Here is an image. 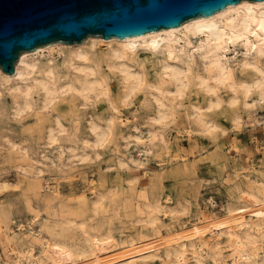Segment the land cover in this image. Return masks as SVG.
Segmentation results:
<instances>
[{
    "label": "bare ground",
    "instance_id": "1",
    "mask_svg": "<svg viewBox=\"0 0 264 264\" xmlns=\"http://www.w3.org/2000/svg\"><path fill=\"white\" fill-rule=\"evenodd\" d=\"M230 45L234 46L233 58L237 57V50L243 49V55L238 63L247 70L242 75L235 72L232 56L228 54L231 51ZM103 46L105 48H102ZM140 48H147L157 59L156 77L152 78L145 62L139 60ZM43 49H48L52 55L56 50L60 52L65 50L66 70L60 69L56 65L58 63L54 64L55 60L54 63L51 60L43 63L34 57L35 53ZM29 52L31 54H28ZM198 55L200 63L197 60ZM263 61L264 0H238L210 14L187 18L178 25L160 27L126 38H105L90 34L84 40L75 43L54 41L41 45L20 55L13 72L5 71L0 66V81L8 83L19 113L32 107L36 91L41 94L40 101L45 108L53 106L58 97L65 94L81 99L84 104L92 97L104 95L117 112L118 104L114 100L116 98L112 97L113 74L118 75L121 82V88L118 87L121 90L118 96L120 102L125 103L138 92L151 89L153 96H150L153 97L151 100L154 101L155 108L151 119L152 126L147 125L148 128L144 131L139 127L141 124H134L133 128L139 131V134H119L127 140V147L133 144L132 146L140 152L139 155L148 157L154 153L158 145H163L165 150L169 148L170 140L166 138L162 127H155V123L161 126L177 115L179 103L177 100L193 81L199 82L207 92V105L193 106L194 116L200 124L199 128L212 133L211 135L219 127L212 115V109L223 103L221 86L231 87L234 93L229 101L231 103L238 100L240 91L247 97L255 90L258 97L264 99ZM232 116L234 120L241 118L237 110ZM56 120L57 126L50 129L48 136L54 144L60 145L59 134L67 128L60 117ZM118 121V114H110L108 117L94 118L91 124L89 123L90 134L93 137L92 148L105 146L118 135ZM73 136L76 137L77 132H74ZM72 141L77 142L76 139ZM89 144L90 140L86 141L84 148L89 147ZM77 148L70 146L72 156L77 154L75 153L78 151ZM59 153L62 155L63 150ZM134 162L136 164L137 161ZM143 164L140 162L137 165L140 167ZM26 166L28 165L20 164L17 169L26 173L28 170ZM1 182L0 180V186ZM253 182L257 185L239 190L237 187L238 195L231 196L222 204V211L225 213L241 215L240 227L222 224L217 220L216 214H209L203 220H199L197 234L189 235L187 230H183L180 236L182 238L186 236L184 239H177L170 234L163 236L159 221L162 213L172 215L174 212L186 210L188 201L181 199L175 201L171 196H166L164 202L159 196L148 198L147 190L146 197L143 194L146 199L141 205L143 207L137 210V213L139 218L154 229V232L151 236L130 237L119 243L111 241L110 229L104 230L103 224L94 222V217L106 209V194L99 195L86 207L85 205L81 208L62 207L59 213H55L54 209V216H59L60 229L56 228V225L40 222L39 211L27 202L26 207L32 210L34 216L27 226L21 224L20 227L28 228L33 234L34 239L31 241L24 239L15 242L16 239L10 237L12 227L7 224L12 217L1 215V210L0 264L3 253L7 259L5 264H44L45 260L51 264H80L83 257L90 263L95 261L98 264H137L142 259L160 256L161 253L166 256L168 264H189L190 256L199 264H229L225 255L226 248L232 252L231 264H264V176L254 179ZM59 193L60 189L55 187L53 196H60ZM210 201L214 202L213 198ZM118 202L116 201L113 206L116 212L120 209ZM47 203H52V199ZM51 210L53 213V209ZM246 213H254L255 216L243 218ZM4 222L7 224L3 225ZM35 224H40L41 227L37 229ZM44 231L50 238L44 236ZM207 231L216 236L213 242L207 238ZM224 235H227V245H224L221 239ZM38 244L41 247V256L37 255ZM57 251H61L63 258H59Z\"/></svg>",
    "mask_w": 264,
    "mask_h": 264
},
{
    "label": "rangeland",
    "instance_id": "2",
    "mask_svg": "<svg viewBox=\"0 0 264 264\" xmlns=\"http://www.w3.org/2000/svg\"><path fill=\"white\" fill-rule=\"evenodd\" d=\"M75 42L78 41L72 43ZM233 49L234 46L230 45L231 51L228 54L232 56L235 72L242 75L247 70L238 63L243 55V49L237 50V57L234 58ZM50 54L48 49H43L35 53L34 57L43 63L49 60L54 63L55 60L54 64L58 63L56 65L60 69L66 70L64 65L67 52L56 50L53 55ZM197 58L200 63L199 55ZM139 60L145 62L152 78L156 77L157 59L147 48H140ZM111 80L112 97L116 98L114 100L118 104L117 112L104 95L92 97L84 104L81 99L65 94L66 97L65 95L58 97L53 106L45 108L40 101L41 94L36 91L32 107L19 113L8 83L0 81V115L2 114V118L0 116V180L2 181L0 211L2 210L1 215L12 217L8 224L3 223L12 227L10 237L16 239L15 242L34 239L28 228L20 227L21 224L27 226L34 216L32 210L27 209V202L39 211L40 222L56 225V228L60 229L59 216L55 215V217L54 214L59 213L62 207L66 209L81 208L84 205L86 207L99 195L105 194L106 209L94 217V222L103 224L104 230L110 229L111 241L114 243L130 237L151 236L154 232V229L146 224L145 220L139 218L137 213V210L143 207L141 205L146 200L144 199L146 193L148 198L159 196L163 202L166 196H171L175 201L177 199L188 201L186 210L174 212L172 215L168 213L160 215L159 228L163 236L170 234L177 239H184L186 236L183 238L180 236L183 230H187L189 235H195L198 233V224L209 214H216L217 220L222 224L240 227L241 215L233 216L225 213L222 211V204H225L231 196L238 195L237 187L239 190L247 186H255L257 183L253 180L264 176V99L258 97L255 90L247 97L240 91L238 100L231 103L229 101L234 94L231 87L221 86L223 103L212 109V115L219 127L211 135L212 133L199 128L200 124L194 116L195 106L207 105V92L199 82L193 81L188 90L177 100L178 111L174 120L171 119L161 126L155 123V127H162L166 138L170 140V149L165 150L163 145H158L154 153L145 157L139 155L140 152L132 146L133 144L127 147V140L119 134H139V131L133 128L134 124H141L139 127L144 131L152 126L151 119L155 113L152 91L148 89L138 92L132 97L133 99H130L131 101L120 102L118 101L121 91L119 76L113 74ZM235 110L241 117L237 119L238 123L241 120L239 125L232 116ZM108 113L118 114V135H115L107 145L92 148L90 124L94 118L108 117L110 115ZM59 117L67 130L59 134L60 145L59 143L57 145L48 135L50 129L57 126L56 119ZM74 132H77L76 137L73 136ZM73 139L77 142H73ZM89 140V147L84 148L85 142ZM70 146L76 148L79 146L76 155H71ZM61 150L64 153L62 155L59 153ZM134 161L138 163L135 164ZM140 162L144 164L139 167L137 164ZM20 164L28 165L26 173L18 171ZM186 167L188 170H185ZM55 187L60 189V196H53ZM113 198L115 199L112 202ZM211 198L214 202L210 201ZM51 199L52 203H47ZM116 201L120 203L119 212L113 209ZM250 215L255 216L254 213H246L243 218H248ZM35 226L37 229L41 227L40 224ZM206 235L211 242L216 239V236L209 231ZM44 236L50 238L45 231ZM221 239L224 245H227V235ZM231 253L230 249L226 248L225 255L229 264L232 263ZM40 254L41 247L38 244L37 255L41 256ZM57 254L59 258H63L61 251H57ZM6 260L3 253L1 263L5 264ZM166 260V256L161 253L160 256L142 259L137 264H168ZM80 261V264H93V262L98 264L95 261L90 263L85 257ZM44 264L51 263L45 260ZM189 264L199 263L190 256Z\"/></svg>",
    "mask_w": 264,
    "mask_h": 264
},
{
    "label": "water",
    "instance_id": "3",
    "mask_svg": "<svg viewBox=\"0 0 264 264\" xmlns=\"http://www.w3.org/2000/svg\"><path fill=\"white\" fill-rule=\"evenodd\" d=\"M238 0H0V66L13 72L20 55L54 41L95 34L126 38L210 14Z\"/></svg>",
    "mask_w": 264,
    "mask_h": 264
}]
</instances>
